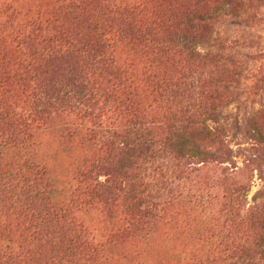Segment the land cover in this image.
Segmentation results:
<instances>
[{
  "label": "rangeland",
  "instance_id": "obj_1",
  "mask_svg": "<svg viewBox=\"0 0 264 264\" xmlns=\"http://www.w3.org/2000/svg\"><path fill=\"white\" fill-rule=\"evenodd\" d=\"M220 1L100 0V6L93 7L83 0H0V127L7 121L3 111L6 107L22 112L41 105L40 97L53 100L54 94H60L67 99L64 105H50L43 119L31 117L34 120L29 134L22 141L7 143L0 138V165H14L31 158L39 162L46 170L54 202L70 207L84 228L77 234L75 247H57L51 242L48 247H39L41 255L35 259L43 264H203L207 255L212 256L220 248L216 232L219 233L223 224L222 209L229 202L230 186L251 175L246 208L256 202V195L264 189V160L253 162L256 145L250 131L254 125L264 129L261 117L264 115V0H243V6L217 19L189 24L193 9L211 12ZM105 3L118 12L130 13L129 18L133 13L134 21L141 27L167 36H175L184 29L202 36L211 35L208 44L203 40L198 46L208 55L209 65L198 69L197 74L204 78L210 73L219 74L229 86L215 102L216 113L207 119V124L220 130L216 137L204 140L209 149L221 148L222 156L186 159L194 169L184 188L191 189L183 188V195L177 198L166 196L170 202L164 208H154L158 215L147 217L148 225L141 228L127 227L130 214L123 197L101 201L86 193L81 178L85 170L90 172L93 183L96 179L126 183L121 174L126 164L117 162L120 139L109 137L102 141L92 136L91 121L94 115L107 113L111 125L125 130L132 113L112 106L103 94L93 95L87 88L72 86L69 77L78 69L75 63L63 51L50 59L42 56L44 45L39 44L38 33L35 40L27 42L29 33L36 27H43L42 39L52 36L65 20L64 25L85 43L93 37L88 25L95 19L104 25L112 22L120 27L124 18L115 19ZM55 46L62 47L56 43ZM147 49L121 35L112 37L107 54L115 70L126 79L132 101L147 118L160 121L162 116L175 111L153 89L151 77L157 68L171 66L183 55L173 49L160 53ZM231 52L234 60L227 61ZM29 74L50 88L42 95L34 94L30 88L34 82L27 79ZM100 80L104 85L112 84L104 77ZM73 88L93 97L80 100L82 96ZM18 235L17 232L15 241ZM59 237L50 236L57 241ZM3 257L0 254V264H5Z\"/></svg>",
  "mask_w": 264,
  "mask_h": 264
},
{
  "label": "trees",
  "instance_id": "obj_2",
  "mask_svg": "<svg viewBox=\"0 0 264 264\" xmlns=\"http://www.w3.org/2000/svg\"><path fill=\"white\" fill-rule=\"evenodd\" d=\"M87 1L93 7L100 6V0ZM87 1L83 0L84 4ZM219 3L211 12L193 9L189 24L197 20L206 22L217 19L244 4L243 0H222ZM109 4H104L108 12L115 19L124 20L120 21V27L117 28L112 22L104 25L95 19L88 25L93 37L87 43L80 41L74 30L64 25L67 20L55 29L52 36L42 39L43 27H36L29 33L27 42L36 38L38 33L39 44L44 45L45 53H41L42 56L50 59L63 51L75 63L78 69L69 77L72 86L87 88L93 95L103 94L107 97L105 101L111 102L112 106L117 105L132 113L127 119L125 130L111 125L107 113L94 115L91 121L94 124L92 136H98L102 141L109 137L120 139L122 146L117 153V162L126 164V169L121 173L126 183L112 184L97 179L93 183L90 172L85 170L81 178L86 193L97 196L101 201L123 197L130 214L127 227L141 228L148 225L150 220L147 217L158 215L154 213V208H164L170 202L166 196L177 198L183 195L186 179L194 169L189 167L190 163L186 159L222 156L221 148L209 149L204 140L216 137L220 130L217 126L207 124V119L214 116L217 110L215 102L221 97L222 90L229 86L219 74L210 73L205 78L197 74L198 69L209 65L206 61L208 55L201 52L198 46L203 40L208 44L211 35L202 36L184 29L183 32L175 33V36H167L160 31L141 27L134 21L136 15L132 13L129 18L130 13L118 12ZM84 7L82 13L86 12ZM213 31L211 28V33ZM121 35L139 42L151 53L173 49L183 55L171 66L157 68L150 80L153 89L169 103L175 114L168 112L160 121H156L147 118L138 104L132 101V91L126 79L115 70L112 58L107 54L112 37ZM55 43L62 47L58 49ZM231 59L234 60L232 52L227 61ZM27 76L29 82H34L30 85L34 94L42 95L50 88L43 85L47 84L43 81L38 83L40 78L36 79L32 74ZM100 77L112 84L104 85ZM73 91L82 96L80 100L93 97H88L84 91L74 88ZM39 99L42 100L41 105H34V108L26 111H16L11 107L3 109L7 118L0 127L3 142L22 141L29 134L32 121L43 119L50 105H64L67 102L65 95L60 94H54L53 100ZM23 115L29 120H25ZM261 117L264 118V115L261 114ZM250 133L256 145L253 162L256 159L263 161L264 129L254 125ZM247 166L251 169L249 164ZM251 177L246 180L240 178L230 186L229 202L222 209L223 224L219 233L216 232L220 248L215 249L212 256L207 255L203 264H264V189L256 195V202L246 208L247 194L252 186ZM48 187L45 168L32 158L14 165H0V247H4L0 249V254L6 258L3 263L43 264L35 259L41 255L39 247H48L51 242L56 243L57 247H75L79 237L77 234L84 228L70 207L54 202ZM17 232L18 241H15ZM51 235L55 238L60 235L61 238L57 241L51 239Z\"/></svg>",
  "mask_w": 264,
  "mask_h": 264
}]
</instances>
